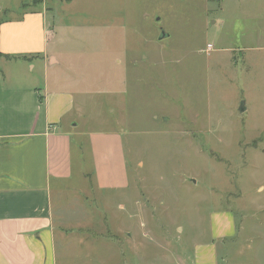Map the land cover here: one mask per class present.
Listing matches in <instances>:
<instances>
[{"label":"rangeland","instance_id":"obj_1","mask_svg":"<svg viewBox=\"0 0 264 264\" xmlns=\"http://www.w3.org/2000/svg\"><path fill=\"white\" fill-rule=\"evenodd\" d=\"M37 3L58 27L57 50L74 60L72 90L99 104L91 127L107 128L106 110L121 95L133 200L148 229L175 219L205 226L229 207L255 228L243 233L249 248L236 262L264 264V0H0V21ZM13 67L19 74L24 65ZM0 69L9 80L4 62ZM34 77L41 86L43 74ZM60 213L67 228L89 219Z\"/></svg>","mask_w":264,"mask_h":264},{"label":"crops","instance_id":"obj_2","mask_svg":"<svg viewBox=\"0 0 264 264\" xmlns=\"http://www.w3.org/2000/svg\"><path fill=\"white\" fill-rule=\"evenodd\" d=\"M41 5L0 21V63L9 73L8 80L0 69V264H239L249 248L243 233L255 228L229 207L205 226L183 228L175 219L148 229L147 212L133 200L121 95L106 110L107 128L91 127L99 104L72 90L74 60L57 50L58 27ZM36 71L41 86L33 85ZM60 212H86L88 226L64 227ZM135 217L139 228L130 224ZM145 235L155 242L138 245Z\"/></svg>","mask_w":264,"mask_h":264},{"label":"water","instance_id":"obj_3","mask_svg":"<svg viewBox=\"0 0 264 264\" xmlns=\"http://www.w3.org/2000/svg\"><path fill=\"white\" fill-rule=\"evenodd\" d=\"M163 37H165V34L161 31V35L160 38L162 39ZM240 113H243V104L240 106L239 110Z\"/></svg>","mask_w":264,"mask_h":264}]
</instances>
